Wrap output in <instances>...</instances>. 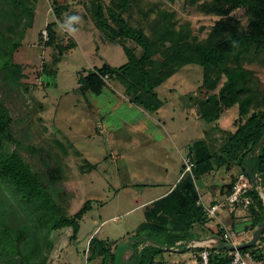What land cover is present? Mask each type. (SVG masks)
Listing matches in <instances>:
<instances>
[{"label":"rangeland","instance_id":"obj_1","mask_svg":"<svg viewBox=\"0 0 264 264\" xmlns=\"http://www.w3.org/2000/svg\"><path fill=\"white\" fill-rule=\"evenodd\" d=\"M70 1L75 4L69 3V9H63L58 18L48 0H38L32 27L26 31L9 70L0 74V105L6 107L12 118L13 135V140L0 148V155L18 152L42 175L54 201L69 215L87 200L92 201V207L80 220L77 236L72 238L71 226L42 227L38 220L40 210L31 201L26 202L13 183L0 177V220L19 227L30 220L29 233H37V238L27 237L21 246L23 253L33 260L46 258L49 264H102L106 258L107 264H139L140 255L134 251L138 243L136 236H132L144 222V211L138 205L160 190L155 183L163 173V163L172 165V151L177 157L180 152L186 154L188 144L203 138L205 130L209 136H215L211 141L218 148L238 125L239 105L227 109L218 122L202 120L197 103L202 97L199 88L204 69L195 63L184 65L157 86L155 91L163 104L156 112L140 109L131 102L125 87L114 78H106L107 86L100 95L83 91L81 76L104 64H125V47L138 56L143 48L131 38H114L108 28L98 24L94 8L101 3L105 20L115 26L108 19L111 11L107 9H115L113 3L117 0ZM164 10L174 12L179 25L188 26L200 40L209 36L219 19L186 0H134L122 16L130 26L150 35ZM233 14L246 29V9H236ZM49 22L56 24L57 42L69 47L62 57L42 36ZM73 43L75 46L70 48ZM241 63L252 72L264 94L263 52L252 46ZM216 125L226 133L217 131ZM157 140L167 148L161 149L165 152L163 157L154 150ZM181 161L183 172L182 158ZM56 167H60L59 179L53 182L48 173ZM201 178L199 187L204 194L206 188L202 184L206 177ZM258 185H264V181L254 183L255 187ZM262 192L264 195V189ZM191 236L195 235L182 234L185 243ZM93 237L107 241L108 249L98 244L90 246ZM4 243L8 248H4ZM185 243L173 247L190 254L193 248L185 247ZM0 244V264H13L21 258L9 242ZM169 257L174 254L167 249L158 255Z\"/></svg>","mask_w":264,"mask_h":264},{"label":"trees","instance_id":"obj_2","mask_svg":"<svg viewBox=\"0 0 264 264\" xmlns=\"http://www.w3.org/2000/svg\"><path fill=\"white\" fill-rule=\"evenodd\" d=\"M132 1L134 0H117L113 3L115 9H107L108 12L111 11V18L108 19L115 26L105 20V9L101 3H98L94 10L100 26L108 28L114 38L127 37L136 41L143 48L142 55L138 56L133 49L125 47L128 58L125 64L117 67L104 64L79 78L83 91L100 95L107 86V79L114 78L125 87L131 102L147 111L156 112L163 104L155 91L157 86L184 65L195 63L204 69L203 83L199 88L202 97L197 103L202 120L208 123L218 122L227 109L239 105L238 125L234 132L224 138L219 149L212 151L204 138L196 139L187 152L196 163L193 176L184 173L167 196L146 206V220L132 236H136V239L146 238L154 245H164L163 240L178 239L184 232L190 231L196 222L206 219L203 206L198 204L202 176L219 167L230 169L232 165L248 175V158L255 150L251 157L253 173L264 181V143L256 149V145L264 136V94L252 72L241 63L252 46H256L257 51H262L264 57V0H186L219 16L205 40L193 35L188 26L179 25L174 12L166 10L160 11L150 35L140 28L130 26L122 13ZM37 3L38 0H0V74L9 70L26 31L32 27ZM68 5L53 1L58 18L61 17L63 9H69ZM239 8H245L248 13L246 29L242 28L241 20L233 14ZM55 25V22L46 25L49 32L47 43L54 46L59 57H62L69 47L57 42ZM74 46L73 43L70 48ZM157 54L160 58L156 57ZM11 120L6 107L0 105V148L13 140ZM215 129L223 135L226 133L217 125ZM59 170L60 167H56L47 172L51 181L56 182L59 179ZM0 177L13 183L23 195V199L26 202L31 201L40 210L38 220H41L42 227L59 229L71 226V237L77 236L80 220L92 207L91 200H87L77 212L69 215L63 206L54 201L42 175L16 151H6L0 155ZM252 184L253 188L248 193L253 200V209L255 210L256 205L264 213V200L254 182ZM232 187L233 182L228 184L230 193ZM259 222L260 220H257L255 224L258 225ZM30 223V220L26 219L23 226L14 227L0 220V241L9 242L12 251L21 257L13 264H47L46 258L33 260L23 253L21 245L27 237L32 240L37 238V233H29L32 229L29 228ZM173 233H180V236L177 237ZM219 238L223 240L220 235ZM93 244L100 245L104 250L108 249L105 240L93 237L90 246ZM256 247L257 243L243 251L252 250L263 257ZM4 248H8L6 243ZM162 250L163 248L158 246L142 250L141 264H158L154 262L153 257ZM221 251L220 255H213L211 264H227V250ZM148 255L150 258L146 259ZM102 264H107L106 258Z\"/></svg>","mask_w":264,"mask_h":264},{"label":"crops","instance_id":"obj_3","mask_svg":"<svg viewBox=\"0 0 264 264\" xmlns=\"http://www.w3.org/2000/svg\"><path fill=\"white\" fill-rule=\"evenodd\" d=\"M57 1L59 4L62 5L71 3L70 0H57ZM74 4L75 1L71 3L70 6ZM138 107L140 109L142 108L140 106ZM213 137L215 136H209L208 130H205L203 138L207 141L212 151L218 150L220 147L219 146L218 148H215L214 144L211 141ZM163 138H165L164 134H163ZM194 141L188 144L187 146L188 149ZM157 142H159V140H157ZM161 149L167 150L163 142L162 143L159 142L158 144L155 145L154 148L155 152L156 151L161 152L160 154L163 157L165 152L163 153ZM172 153H173L172 159L174 158V160H172L173 164L171 165V164L163 163L164 165L162 171L163 173H160L159 181L155 183V185H157L160 190L157 191V194H155L154 197H152L147 201L141 202L138 205V207L143 209L144 211L143 212L144 220H146V215H145L146 206L167 196L176 187V185L179 183V181L183 176V172L181 170L182 168L181 158L184 155V153L180 152L179 157L176 156L177 154L176 152L172 151ZM240 172L241 171L239 167L232 165L230 169H227L226 167H219L216 168L214 171H212L210 174L204 175L206 177V180L205 182H203L202 185L203 187L206 188V191L204 194H202L199 187L200 197L198 200V204L202 205L203 208L205 206H212L213 204L216 203H220V204L223 203V206L220 210L216 212L215 216L207 215L204 209V212L206 214V219L196 222L193 225V227L188 232L195 236L188 237L186 242L190 240H208L211 237H219V235L221 236L223 231L226 229L234 230L237 233L239 244L251 240L255 230L258 228L259 225V224L256 225L255 222L257 220H260V222L264 221V213L261 210H259L256 205H254L255 210L253 209L252 206L253 200L249 206H245L243 203H241L236 205L235 207H231L230 205L224 203L226 197L230 194V192L228 191V184L233 182L234 185V182ZM256 189L259 195L261 196V198L263 199L262 190L264 189V185H260V186L258 185ZM173 234L177 237L180 236V233L178 234L173 233ZM260 237L261 238L257 241L258 250L264 256V229ZM171 240H173V238H167L163 240L164 246H162V248L169 250L170 253L174 254V257H169V259L158 258V255L162 253L163 251L162 250L160 253L154 255L153 260L155 263L199 264V252L197 248L192 247L193 250L191 251V253L187 254L186 252H182L180 249H176L175 247H173L176 245L180 246V243H184L185 239H183L182 237L175 239L174 244L170 243ZM135 241L138 243V245H137V250L135 249L134 251L135 252L137 251L140 256L142 250L155 246L151 241L147 240L146 238L136 239ZM149 258L150 256L148 255V258L146 259ZM50 264H54V262ZM139 264H141V258L139 260Z\"/></svg>","mask_w":264,"mask_h":264},{"label":"built area","instance_id":"obj_4","mask_svg":"<svg viewBox=\"0 0 264 264\" xmlns=\"http://www.w3.org/2000/svg\"><path fill=\"white\" fill-rule=\"evenodd\" d=\"M54 0H48L50 8L52 9ZM42 36L45 40L49 39V32L47 28L42 30ZM183 160V174L189 173L193 176V170L196 166L193 158L188 154L182 156ZM259 176L257 181L259 180ZM253 182L244 172H240L234 182L232 192L226 197L224 203L235 207L238 204L243 203L245 206H249L252 202V199L249 195V191L253 188ZM262 197L264 200V195L262 192ZM205 206V205H204ZM223 206V203H216L212 206H205L204 209L209 216H215L216 212L220 210ZM222 241L229 244L237 245L238 235L234 230L226 229L223 231ZM221 240L219 237H211L208 240H190L185 243V247H195L199 252V264H211L213 255H220L222 249L218 247V242ZM183 244V243H180ZM258 249V245L256 247ZM227 256L229 260L227 264H264V256L260 257L258 253L253 252L252 250L235 249L227 250Z\"/></svg>","mask_w":264,"mask_h":264},{"label":"water","instance_id":"obj_5","mask_svg":"<svg viewBox=\"0 0 264 264\" xmlns=\"http://www.w3.org/2000/svg\"><path fill=\"white\" fill-rule=\"evenodd\" d=\"M263 143H264V136L261 138V140L256 145V149L259 148L260 146H262ZM254 152H255V150H253L250 153V156L248 158V162H247V174H248L249 178L254 183H256L258 176H255L254 175L253 169H252V164H251V157L254 155ZM263 229H264V221H262V222L259 223L258 228L255 230V232H254L253 237L251 238V240H249V241H247L245 243H242V244H237V245L229 244L227 242H224L222 240H219L218 247H220L221 249H224V250H235V249L241 250V249H245V248L251 247V246H253L254 244L257 243V241L259 240V238L261 236V233H262Z\"/></svg>","mask_w":264,"mask_h":264}]
</instances>
